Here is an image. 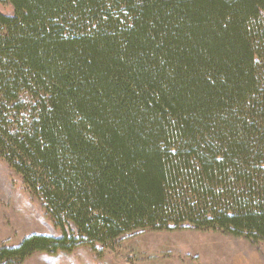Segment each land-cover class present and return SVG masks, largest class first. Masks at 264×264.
<instances>
[{"label":"trees","instance_id":"16d2710c","mask_svg":"<svg viewBox=\"0 0 264 264\" xmlns=\"http://www.w3.org/2000/svg\"><path fill=\"white\" fill-rule=\"evenodd\" d=\"M0 159L58 237L0 264L135 231L264 242V0H6Z\"/></svg>","mask_w":264,"mask_h":264},{"label":"rangeland","instance_id":"374dc122","mask_svg":"<svg viewBox=\"0 0 264 264\" xmlns=\"http://www.w3.org/2000/svg\"><path fill=\"white\" fill-rule=\"evenodd\" d=\"M14 9L0 0V14ZM58 237L43 205L26 191L21 177L0 159V247L17 246L29 235ZM22 264H264V242L234 238L221 232L135 231L94 250L36 253Z\"/></svg>","mask_w":264,"mask_h":264}]
</instances>
